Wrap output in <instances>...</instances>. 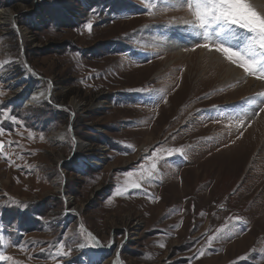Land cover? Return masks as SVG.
<instances>
[{
  "label": "rangeland",
  "instance_id": "374dc122",
  "mask_svg": "<svg viewBox=\"0 0 264 264\" xmlns=\"http://www.w3.org/2000/svg\"><path fill=\"white\" fill-rule=\"evenodd\" d=\"M3 8L14 21L0 26V113L9 114L0 139L19 143L0 156V252L9 257L0 264H264V89L243 85L264 80L197 47L205 40L185 23L186 7L148 15L144 0H0ZM40 86L49 97L27 106ZM157 147L182 154L158 153L154 176L141 181L147 167L134 170ZM59 242L69 255H55Z\"/></svg>",
  "mask_w": 264,
  "mask_h": 264
},
{
  "label": "snow or ice",
  "instance_id": "6c2138e0",
  "mask_svg": "<svg viewBox=\"0 0 264 264\" xmlns=\"http://www.w3.org/2000/svg\"><path fill=\"white\" fill-rule=\"evenodd\" d=\"M144 7L148 15H153L157 9L168 11L169 8L186 7L191 19L185 21V23L191 25L194 29L201 30L198 34L202 35L205 40V43L197 45V47L220 52L231 64L243 69L246 75L264 80V3L256 4L253 0H144ZM85 27L91 31V22L87 23ZM213 37H216V39H213ZM2 95H4V92L0 91V96ZM256 95L264 97V92ZM245 99L248 103L254 102L251 98ZM260 111H264V108H261ZM0 115L7 117L9 114L0 113ZM12 119L15 121V117H12ZM5 134V129L0 127V137ZM28 136L33 138L31 132L28 133ZM41 139H43V136H41ZM17 143L19 142H6L0 139V156L10 158L5 151L6 144L10 146ZM176 152L182 154L181 149L169 150L157 147L150 155L144 158L150 164H141L134 171L142 172L147 167L146 175H141L140 180H150L154 176L158 164L164 159V155H158V153L172 155ZM132 175L133 173L127 174V176ZM131 186L140 188L142 185L141 183H133ZM119 194L121 193L117 192V195ZM11 201L14 204L24 206L22 202L14 198H11ZM239 220L241 218H234V221ZM227 227L228 225H223L213 235L209 236L208 245L211 246L214 240L220 238ZM80 228L81 234L86 232L83 225ZM86 239L91 241L93 247H98L100 244L99 240L91 232H87ZM2 242L3 237H0V243ZM84 246V244L80 245V247ZM160 246L163 247V243ZM55 248L56 256H67L70 254V250L68 252L64 251L63 242H59ZM41 251H44V249H41ZM200 255H205V252L201 251ZM8 259L9 257L0 252V261ZM114 264H120V261L117 259Z\"/></svg>",
  "mask_w": 264,
  "mask_h": 264
},
{
  "label": "bare ground",
  "instance_id": "6f19581e",
  "mask_svg": "<svg viewBox=\"0 0 264 264\" xmlns=\"http://www.w3.org/2000/svg\"><path fill=\"white\" fill-rule=\"evenodd\" d=\"M254 3H256V4H262V3H264V0H254ZM0 13H1V18H0V26H2V25H6L7 24V21L9 20V19H11L12 21H14V19H13V17H14V13H13V11H12V9H10V11H9V9H5V8H3V9H1L0 10ZM10 21V20H9ZM188 28V27H187ZM185 30V29H184ZM184 30H183V32H184ZM173 32V31H172ZM173 34V36L171 37V48H173V49H177V48H180V46H181V44H180V40L182 39V38H177V33H172ZM189 35V34H188ZM187 39H190V36H188V38ZM169 46V45H168ZM169 46V47H170ZM229 68H231V71H228V72H230V74L232 75V74H234V75H236L237 73H239L240 72V70L239 69H237V67H234V66H229ZM28 76H30V73L28 72V74L26 75V77L28 78ZM8 77V76H7ZM8 78H6V76H5V80H7ZM10 80H11V78H9ZM9 80V81H10ZM9 84H12V85H14V82L12 83V82H10ZM248 84H254L255 85V88L254 89H256V88H258L259 86H260V84H261V86L263 87V89H264V82H257L255 79H249L248 80V82L247 83H245V84H243V85H248ZM49 94H50V91L49 90H47V89H45V88H43L42 86H40V87H37L36 89H35V91H34V94L32 95V97L29 99L30 101L29 102H27V106L28 105H33V104H37V102H38V104H41L42 102H44V99L46 98V97H49ZM35 97V99H33ZM246 101V100H245ZM254 107V106H253ZM261 117L264 119V113L261 115ZM55 134V133H54ZM54 134H52L53 136H55V137H63V135L65 134L64 132H59L58 134H56V135H54ZM99 164H101V163H99ZM159 177V176H158ZM160 179V178H159ZM179 179H177V181H178ZM182 180V179H181ZM178 183V182H177ZM199 188V187H198ZM68 199V198H67ZM69 200V199H68ZM85 245V244H84ZM78 249L80 250V251H82V253L84 254V255H86L87 257H88V259L90 260V261H92V262H97V261H99L101 258H99V256H101L102 257V255H100V254H98V253H94L93 252V250H92V248H90V247H88V246H84V247H78ZM82 249V250H81ZM112 257V256H111Z\"/></svg>",
  "mask_w": 264,
  "mask_h": 264
},
{
  "label": "water",
  "instance_id": "95a60500",
  "mask_svg": "<svg viewBox=\"0 0 264 264\" xmlns=\"http://www.w3.org/2000/svg\"><path fill=\"white\" fill-rule=\"evenodd\" d=\"M88 232H91L90 230H88ZM93 235H94V233L93 232H91ZM95 236V235H94ZM96 237V236H95Z\"/></svg>",
  "mask_w": 264,
  "mask_h": 264
}]
</instances>
